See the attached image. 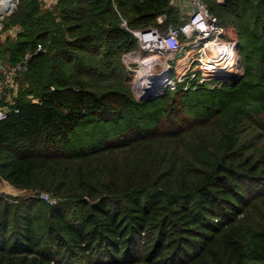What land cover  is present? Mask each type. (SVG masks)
<instances>
[{
	"label": "trees",
	"instance_id": "1",
	"mask_svg": "<svg viewBox=\"0 0 264 264\" xmlns=\"http://www.w3.org/2000/svg\"><path fill=\"white\" fill-rule=\"evenodd\" d=\"M207 1L248 50L241 80L138 100L120 23L165 32L181 22L171 0H19L1 61L44 50L0 120V174L30 193L0 192V264H264V0ZM130 111L102 146L68 148L78 122Z\"/></svg>",
	"mask_w": 264,
	"mask_h": 264
},
{
	"label": "built area",
	"instance_id": "2",
	"mask_svg": "<svg viewBox=\"0 0 264 264\" xmlns=\"http://www.w3.org/2000/svg\"><path fill=\"white\" fill-rule=\"evenodd\" d=\"M46 1L52 5L59 2ZM171 2L178 6L181 22L169 25L165 32L156 26L131 29L122 19V24L135 35L139 44L136 52L126 55L128 63L134 64L135 97L144 100L180 87L197 90L204 86L214 89L224 84H235L237 78L243 75L239 44L227 36L225 25L211 12L208 1ZM217 2L224 3L225 0ZM18 3L19 0H8L6 8L0 12V31L3 28L1 20L13 13ZM42 50L43 45L39 44L34 51L26 52L15 65L4 64L0 60V120L7 117L15 102L8 91L11 82L28 70L29 60ZM179 51H183V55L176 58ZM184 58L187 62L180 65V60ZM14 111L19 109L14 108ZM37 194L51 205L58 202V197L48 191Z\"/></svg>",
	"mask_w": 264,
	"mask_h": 264
},
{
	"label": "rangeland",
	"instance_id": "3",
	"mask_svg": "<svg viewBox=\"0 0 264 264\" xmlns=\"http://www.w3.org/2000/svg\"><path fill=\"white\" fill-rule=\"evenodd\" d=\"M176 8H177V10L179 9L178 6ZM178 12H179V10H178ZM10 15H7L6 18H9ZM179 19L181 21L180 15H179ZM1 22L5 23V21H3V20H1ZM164 22H162V23H164ZM171 25H173V24H171ZM124 28H126V27L124 26ZM238 44H239V52H240V57H241V63L243 65V74H244L245 65H247L246 56L248 54V50L240 40H238ZM138 47H139V44L135 49L128 51V52H124L122 55V61L124 63L126 73H127V81L129 84H131L132 91H134L135 93H136V91L133 89V76H132V70L134 69L133 68L134 64L128 63L126 55L128 53L136 52ZM181 55H183V51H179L175 55V57L179 58ZM177 60L178 59H176V61ZM208 89H211V88H208ZM140 100H143V99H140ZM148 100H149V98H148ZM133 124H135V113L133 111H130V113H128L121 120L84 119V120H82L76 124V129L74 130V132H73V134H72V136L68 142V148L70 150H72L73 152H82L85 150H90V149L100 147L104 143H106V141L108 139L116 137L119 134L128 130L129 127H131Z\"/></svg>",
	"mask_w": 264,
	"mask_h": 264
},
{
	"label": "water",
	"instance_id": "4",
	"mask_svg": "<svg viewBox=\"0 0 264 264\" xmlns=\"http://www.w3.org/2000/svg\"><path fill=\"white\" fill-rule=\"evenodd\" d=\"M165 20H166V15H161L158 18L159 23H162ZM120 25L122 27H124V25L122 23H120ZM20 32H22V26L20 24L11 25V26H9L8 29H6L0 33V41L2 43H5L6 39L8 37H12L13 39H16ZM242 76L243 75H241L240 77L237 78L235 84H237L241 80ZM154 97L155 96H150V97L145 98L144 100H146V99L148 100V98L151 99ZM34 101H40V99H34ZM3 109H5V108H3ZM0 192L14 196V197H21V196H26V195L30 194L28 192V190L21 189V188L15 186L10 181L5 179L1 174H0Z\"/></svg>",
	"mask_w": 264,
	"mask_h": 264
},
{
	"label": "crops",
	"instance_id": "5",
	"mask_svg": "<svg viewBox=\"0 0 264 264\" xmlns=\"http://www.w3.org/2000/svg\"><path fill=\"white\" fill-rule=\"evenodd\" d=\"M40 1L42 3V6L44 8H46V9H54L57 6V4L59 3L58 2L57 4L52 5V4L47 3L46 0H40ZM3 2H4V0H0V10L1 9L3 10V8H4V7H2L3 6V4H2ZM6 16H5V18H6ZM5 18L3 19V21L5 20ZM3 28H4V23H3ZM3 28L0 31V33L3 31ZM0 60H1V58H0ZM4 64H8V63H4ZM21 75H22V73L19 75L18 78H16L14 81L11 82V84H10V86L8 88V91L10 92V95L14 98V100H15V97L17 96V94H18V89L20 88V77H21Z\"/></svg>",
	"mask_w": 264,
	"mask_h": 264
},
{
	"label": "bare ground",
	"instance_id": "6",
	"mask_svg": "<svg viewBox=\"0 0 264 264\" xmlns=\"http://www.w3.org/2000/svg\"><path fill=\"white\" fill-rule=\"evenodd\" d=\"M2 4H3L2 7H4V8H3V10H4V9L6 8L5 6L8 4V0H5ZM3 10L1 9L0 12H2ZM186 62H187V59H186V58L181 59V60H180V65H182L183 63L185 64Z\"/></svg>",
	"mask_w": 264,
	"mask_h": 264
}]
</instances>
